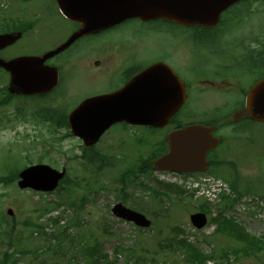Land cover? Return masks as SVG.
<instances>
[{"label":"rangeland","instance_id":"374dc122","mask_svg":"<svg viewBox=\"0 0 264 264\" xmlns=\"http://www.w3.org/2000/svg\"><path fill=\"white\" fill-rule=\"evenodd\" d=\"M44 1L32 0L20 4L16 0H0V32L10 26L16 28L18 20L25 24L33 23L22 39L1 51V56L10 57L51 46L54 40L46 38L48 33L38 41L34 39V35H38L35 31L37 22L33 20L43 15L39 14L42 11H35L37 5ZM50 2L46 0L49 5ZM248 2V13L242 15L241 12L237 16L233 11L228 13L230 18L225 32L228 28V34L232 33V37H239L249 46L256 39L264 44V3L260 0ZM50 17L51 25H54L56 14ZM118 26L120 28L115 32L132 47L134 59L129 67L145 65L158 55L171 50L176 53L182 46L188 48L193 43L190 31L162 20L143 22L131 19ZM206 36L202 39L206 46L217 40V35ZM136 39L139 40V47L135 45ZM184 53L191 56L188 50ZM116 60V57L113 58L112 63L115 64ZM195 62L201 63L199 60ZM74 81L70 84L71 80L62 78L53 94L42 102L16 97V100L4 101L6 103L0 105V174L5 173L7 167L44 163L57 170L64 167L68 177L58 191L50 193L20 190L16 181L13 188L0 183L1 210L4 213L12 208L17 222L28 214L36 215L32 212L42 205H55L53 210L38 216L37 221L44 225V230H34L29 236L27 249L32 252L25 253L24 246V252L17 256V264H264V250L255 254L251 250L247 252L249 255L235 253L234 250L240 246L239 241L233 233H227L222 228L218 230L216 221L221 212L240 225L249 238L259 237L258 240L264 243V208L256 202L254 192L242 191L241 195H237L229 186L232 180L220 177L222 186L217 198H208L205 193L202 195L211 188L210 182L204 178L213 175L212 168L207 171L208 174L190 176L137 171L141 159L159 151L154 142L159 144L162 131L149 132L142 127L123 129L121 132L110 129L93 150L107 156L119 154L126 161L120 158L115 169L91 175L78 157L82 154L81 141L69 135L67 127H54L53 122L36 114L53 105L48 114L60 118V111L68 109L69 112L80 98L100 89H112L120 83L114 82L108 88L109 85L99 81L85 84L86 79L82 76H76ZM7 82V75L0 71V100L4 99L3 88ZM213 100L205 97L204 101L199 99V104L211 105ZM224 112L222 108L214 113V117ZM220 128L221 132L227 130L234 135L230 146L227 143V158L230 155L240 157L236 164H225L230 165L232 179L241 188L247 184L251 190L264 195V125L245 120L239 125L226 124ZM122 139L125 142L122 143ZM222 174L215 173L216 177ZM196 184L200 193L194 190ZM117 202L144 214L151 225L140 227L115 217L111 208ZM198 211L205 212L208 219V224L199 230L192 226L189 219L192 213ZM51 219L58 222L55 224ZM31 230L26 231L27 237ZM180 240L189 244L191 249ZM8 248V252L13 250L0 245V256ZM222 252L226 256H220ZM197 253L202 258L197 257Z\"/></svg>","mask_w":264,"mask_h":264},{"label":"water","instance_id":"95a60500","mask_svg":"<svg viewBox=\"0 0 264 264\" xmlns=\"http://www.w3.org/2000/svg\"><path fill=\"white\" fill-rule=\"evenodd\" d=\"M62 14L81 24L64 43L41 56L0 58V68L10 75L8 91L13 94L33 95L50 91L58 81L55 67L44 64L67 48L76 38L98 33L129 18L144 21L165 18L185 25H213L221 11L238 0H55ZM21 37L20 32L0 34V50ZM166 71L164 78L155 81ZM153 74H157L155 78ZM179 96L177 97V94ZM176 98L175 106L183 99V86L174 72L163 63H155L142 70L120 89L83 100L68 115L71 133L81 138L86 146L93 145L113 123L126 121L131 124L163 126L174 106L168 107V99ZM251 117L264 122V78L250 87L244 108L234 111L224 122L231 123ZM215 127L200 124L187 125L169 132L164 144L168 151L150 160L156 171L190 173L204 171L208 167L206 154L218 145L212 135ZM60 171L44 163L25 167L18 173L20 189L52 191L63 178ZM112 213L140 227L150 221L141 213L122 203H116ZM13 215L12 209H7ZM196 228L206 224V215L196 212L190 215Z\"/></svg>","mask_w":264,"mask_h":264},{"label":"flooded vegetation","instance_id":"af4514ba","mask_svg":"<svg viewBox=\"0 0 264 264\" xmlns=\"http://www.w3.org/2000/svg\"><path fill=\"white\" fill-rule=\"evenodd\" d=\"M51 1L50 3L53 7L47 4L46 0L37 5L35 13L42 11L39 14L43 15L33 20V22H37L35 31L38 35H34V39L38 41L41 37H44V34L48 33L49 35H47L46 38L52 37L54 42L47 49L40 51L32 50L30 53L24 52L22 54H16L9 57V59L19 55H42L65 42L71 34L79 29L80 24L63 17L55 0ZM260 1L264 3V0ZM239 3L240 6H236V4L232 5L234 15L236 16L241 12L242 15L246 14L248 12V6H250V2L248 1ZM228 13H231V8H228L221 14L219 24L217 25L218 27L221 24L222 27L220 30L213 32L205 27L206 34L217 35V40L212 42L211 47L204 48L202 45L205 46V43L200 45V41L198 48H187L182 46V49L178 50L176 53H173L171 50L170 52L158 55L154 60L150 61L149 65L162 62L167 68H171L175 76L180 80L179 83H182L181 85L183 86V99H181L178 105L175 106L174 103L177 101L176 98L168 99L167 101V103H169L168 107L174 106L173 113L168 123L162 127H152L154 132L159 130L162 131L161 143L163 147L164 136L172 130L179 129L190 123L216 126L219 120L225 118L230 112L236 108L244 107L247 90L255 82L264 78V44L257 42L256 39L251 41V45L249 46L242 43L243 41L239 39V37H232V33L228 34V28L225 32L226 22L230 18ZM51 14H56V23L54 25H51ZM58 23L60 24L59 26ZM32 24L33 23L25 24L18 20L17 29H13V31H20L22 36H24L28 31L27 29ZM42 29H44L43 32L41 31ZM112 30H114V28L106 32H114ZM191 36L193 41H195L196 38L193 32ZM180 38L185 43V39L182 36ZM201 39H203V37H201ZM125 41L126 39L120 37V34L116 32L109 35H107V33L83 35L75 39L66 49L45 60L44 63L56 67L59 75V82L65 77L66 80H71L70 84H73L76 76H82L86 79L85 84H91V81H99L109 85V88L114 82L120 83L112 89H100L80 98L77 101V104H79L87 97L112 92L122 87L133 76L146 67L144 65L129 67L134 58L132 56V47H130L128 42L126 44ZM252 44L256 46H252ZM135 45L139 47L138 39L135 40ZM184 50L191 52V56H187ZM115 57L117 60L116 63L113 64L112 59ZM196 60H199L201 63L197 64L195 62ZM94 74L103 77V79L100 80L94 76ZM165 74L166 71L158 74L155 81L164 78ZM156 75L157 74H153L152 77L155 78ZM119 78H122V80H118ZM178 96L179 93L177 94V97ZM205 97L213 98L214 104L209 105V103H207V105L204 106L200 105L199 99L204 101ZM171 102L173 103L172 106ZM222 108L225 109V112L221 116L214 117V113ZM245 120L249 121L250 119ZM239 123L236 125H239ZM134 127L138 128L139 125L122 121L115 122L105 130L103 135L112 128L121 132L123 129L127 130L128 128ZM220 127L219 125L217 129L213 131V134L221 139L223 148L219 151H217L218 148L209 151L207 153V159L209 166H217L221 163L223 166L230 167V165H225L227 163L226 159L229 160L230 163L236 164L240 157L236 155H232L231 157L230 155V157L227 158L226 155L229 154L227 146L228 141L224 142V136L221 133ZM124 139H122V143L125 142ZM228 139L234 140V135L230 131H228L226 140ZM79 140L82 143V148H84L83 141L81 139ZM121 142H119L120 145ZM231 143L232 142H230V144ZM159 151L161 152L160 154H162L166 152L167 149L164 147V151L163 148H160ZM110 157L116 159L120 157L123 158V156L119 154L117 156L111 155Z\"/></svg>","mask_w":264,"mask_h":264},{"label":"trees","instance_id":"16d2710c","mask_svg":"<svg viewBox=\"0 0 264 264\" xmlns=\"http://www.w3.org/2000/svg\"><path fill=\"white\" fill-rule=\"evenodd\" d=\"M8 98L12 96H7ZM9 98V99H10ZM6 102L0 101L1 104H5ZM42 118H46L50 121H54L53 117L51 116L52 120L49 118V116H42ZM58 124L67 126L66 118L65 116L61 118L60 120H57ZM82 160L85 164L94 165L92 169L88 168V170L91 171L92 175H99L102 172V169L107 167V157L105 155H101L97 152H91L88 153L85 151L83 155L81 156ZM98 164V165H96ZM26 165H18L17 167H10L6 168V172L0 174V183H4L6 185H12V188L14 187L15 180L17 179V173L20 169L25 167ZM148 170H150V167L148 165V157L141 159L139 172L145 173ZM68 178H63L60 182V186H62L65 182H67ZM58 191V190H57ZM55 205L50 206L49 204H45L40 206L37 210H34L32 212L36 215H27L24 217V219L21 222H17L15 219V216L13 217H7L1 210L0 207V245H5L7 247H11L13 250L11 252H8L10 248H8L6 251H4L3 254L0 256V264H17V256L24 252L23 247L25 246V253H31L29 249H27L28 244V238L31 234H33L34 230H41L40 232H43L44 225L39 223L37 221V218L39 215L46 214L49 211H51ZM16 214V213H15ZM52 222L55 224L58 222L57 219H51ZM216 220V219H215ZM218 223V230L220 228L226 230L227 233H233V237H236V239L239 241L240 246L234 250L235 253H244L246 255H249V251L253 250L255 254L257 252L264 250V243H262L258 238L256 237H248L247 232L237 223L234 222L233 219L226 218L222 215L220 212V218L217 220ZM29 229H33L29 232L28 237L25 235L26 231ZM182 244H185L188 246L189 249L191 247L189 244H187L184 240H180ZM49 246H46V248ZM225 253H221L220 256H224ZM226 256V255H225ZM197 257L202 258L200 254L197 253ZM237 257V255L235 256ZM97 262V259L95 260ZM128 264V263H127Z\"/></svg>","mask_w":264,"mask_h":264}]
</instances>
